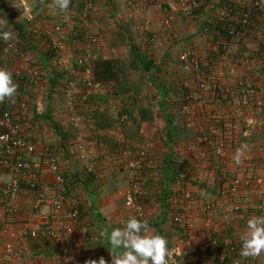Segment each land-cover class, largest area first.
Here are the masks:
<instances>
[{"label":"crops","instance_id":"0c3cea01","mask_svg":"<svg viewBox=\"0 0 264 264\" xmlns=\"http://www.w3.org/2000/svg\"><path fill=\"white\" fill-rule=\"evenodd\" d=\"M228 1L232 4L235 0ZM168 15H174L173 26L164 30L163 20ZM212 15L206 13L195 17L196 19L184 17L177 11L175 0H169L164 9L160 10L152 5L143 10L133 9L128 0H95L91 25L95 34L103 41L97 47L96 53L102 60L113 61L112 70L117 79L108 81L99 92L87 91L81 86L77 89L81 112L92 115V120L85 119L76 132L87 146L88 157L81 160L75 156V135L68 123L70 111L64 99L61 102L56 98L49 100L46 108L62 130L70 129L67 137L61 139L50 125L44 126V120L34 126L37 130L34 128L33 133L37 147L34 167L38 165L37 157L43 150L51 153L53 151V154L57 155L61 172L69 178L71 192L84 210L83 225L91 233L85 239L80 233L81 230L76 229L64 248L45 246L41 243H37L36 246L33 243H25L21 239L22 235L33 225L30 224L32 194L21 189L15 201L20 212L16 216H10L5 213L7 198L0 193V261L3 264H89L90 261H96L98 264L101 258L111 259L107 234L101 233L105 230L110 232L113 227H122L121 221L127 217L124 206L127 170L121 157L123 150L132 153L145 150L148 153L149 168L142 176L141 201L145 205L150 228L164 235L169 241V247L181 250V256L177 257L175 264H196L194 258L200 254H205L206 264L240 263V236L246 221L254 216L255 211L251 210L250 216L242 220L233 219L230 210L234 200L248 202L250 192L241 191L236 197L220 194L218 186L225 181L221 180L219 171L225 170L231 179L242 175L244 163L236 166L232 162V157L235 149L243 141L249 144L246 158L252 155L262 167L264 165V76L260 74V67L257 66L260 63V56L256 52L260 42L264 40L263 35L260 34L255 41L250 37L244 38L235 49L239 55L251 57L250 61L246 62L249 65L242 60L240 65V60L237 59L235 63L228 64L230 69L223 71L225 85L235 80L234 75H251L263 96L257 102L258 108L240 111L235 120V133L231 134L235 142L227 146L221 158L211 155L212 162H207L208 154L211 152L204 145L195 147L194 152L189 150L194 136L203 132L205 124H210L208 120L209 112L212 113V105H208L206 101L205 106L202 103L195 104L191 116L185 117L180 113V108L176 109V101L180 106L179 99L170 97V102H164L157 90L158 88L171 90V87L180 81L182 65L179 58L183 47H189L199 55L204 53L206 41L211 39L205 34V27L207 24L218 23ZM70 23L74 28L75 20H71ZM263 26V23L259 24L258 21V28L263 29ZM145 28L148 30L149 42L153 43L148 44L152 49L159 48L157 55L153 53L154 58L147 57L144 50L146 49L144 46L147 45ZM211 31L215 33L214 26ZM152 36L156 37L155 41L151 40ZM131 43L139 46L141 53L154 62L150 74L133 62L129 48ZM21 58H15L11 70L7 67L6 69L12 74L15 73V67L21 68L24 65ZM201 95L204 98L208 96L206 93ZM122 114L129 116V121L125 124L120 122ZM251 114L257 118L258 128L254 130L250 139L244 137L242 139L240 134ZM168 121L169 123L172 121L176 127L180 123L187 126L186 129L181 126L183 133H180V138H184L174 146L168 144L166 135ZM171 126L169 132L172 130L175 132V128ZM192 136L193 140L188 143ZM173 157L172 161L176 160L178 164L175 170L180 171L182 166L188 169V188L193 193L191 200L184 199L175 187L177 176L172 181L174 168H170V160ZM87 165H92L95 171L88 173ZM200 167H205L209 171L203 180L206 184L205 189L200 191L201 197H198L195 194H198L200 188L195 186L194 182L200 178L195 172ZM261 175L264 177V167L259 172L260 177ZM90 176H93L91 181L88 180ZM43 178L48 192L52 195L55 177L49 169H44ZM8 180V175L3 170L0 171L1 186ZM211 201L217 204L216 209L211 214H204L203 207ZM254 201L252 207L257 208L258 198ZM169 209L177 211L176 213L188 214L192 222L189 235L183 237L182 230L170 221ZM47 210V207L42 208L40 215H35L34 227L41 228L43 225L40 221L41 215L47 214ZM50 218L54 226H61V214L53 213ZM209 233L218 238L217 245L207 246L206 236ZM6 243L14 244L19 252L17 258L3 260ZM251 264H264V253L252 257Z\"/></svg>","mask_w":264,"mask_h":264},{"label":"built area","instance_id":"2783aa9c","mask_svg":"<svg viewBox=\"0 0 264 264\" xmlns=\"http://www.w3.org/2000/svg\"><path fill=\"white\" fill-rule=\"evenodd\" d=\"M30 0H13L14 6L23 14V18L27 25L37 37L46 38L48 45L52 52L50 64L52 67L65 68L69 70L72 79H67L61 83L62 92L66 107L70 111L69 124L79 131L85 119L92 120V115L81 112L79 97L77 89L79 86L87 91L99 92L102 89V84L96 81L94 74V63L99 58L96 53L97 47L102 44V38L98 35H93L89 31L91 19L94 16L95 0H83V6L80 12L82 27H84L85 41L78 44L77 48L72 50L66 41L60 37L63 34L67 20L63 17L69 15L67 13H60L58 16V24L54 25L52 29L46 28L41 21L31 15ZM39 3L48 1L50 5H54V0H38ZM129 5L133 9L143 10L148 5H152L159 9H164L169 0H128ZM176 9L184 17L195 18L202 14L212 13L213 17L218 20V23L223 22L222 29L227 33L230 42H225L214 45L211 50L213 57L209 59L208 55L202 56L194 53L191 50H186L180 55L181 71L183 79L177 85L174 92L179 93L180 113L185 117L192 114L193 106L201 104L199 101L200 94L206 93L208 105H212V113L208 121L210 124L205 127L203 132L194 136V141L189 147L190 152H194L195 147L204 145L211 152L213 157L221 158L223 152L226 150L228 141L225 137H220L213 130V123H219L220 117L226 120L231 114L228 109H224L222 105L233 107V110L238 114L240 111L252 110L259 107L258 100L263 96L255 84L251 75L243 74L236 76L231 84H224V73L229 68L228 64L234 62L235 49L239 47L240 41L244 38H258L263 35V29L257 27L256 21L262 22L264 25V0H235L232 4L227 0H175ZM220 4V5H219ZM219 5V6H218ZM233 5V6H231ZM230 8H233L232 10ZM215 12V13H214ZM256 13L255 22L253 23V14ZM174 15H168L164 21V30L170 29L173 25ZM46 24V22H44ZM214 25V27H217ZM262 31V33L260 32ZM216 33V31H215ZM221 37V35H217ZM154 36L151 40L155 41ZM63 39V40H62ZM264 43V40L261 41ZM0 48L3 57L15 59L23 58L21 47L14 41L5 42L0 40ZM250 56L244 55L241 59L243 63L250 61ZM257 66H264V60L260 59ZM249 65V64H247ZM41 71L39 68H34L29 75H25L30 83L38 85L41 80ZM195 86V88H194ZM232 104V105H231ZM24 104L22 108H24ZM220 108H223L220 109ZM215 111V112H214ZM189 119V118H188ZM253 120V124L249 126L245 122V127L242 130V136L245 139H250L255 129L258 128V120L254 114H251L247 120ZM129 121L127 114H122L120 122L125 124ZM229 122V120H227ZM244 132L248 135L245 137ZM264 133V129H263ZM231 133L227 134L229 137ZM219 149V153L218 150ZM77 150L80 159H87L89 151L86 144L80 141L77 137ZM37 153L36 144L29 141L23 134L20 127L16 125L12 111L5 110L0 112V171H4L9 180L3 186H0V193L7 202L5 213L10 216H16L20 210L16 206L15 201L21 190L22 181L31 189L33 200L31 205L30 224L32 227L22 235V241L25 243L32 240L48 241L50 245L57 248H64L67 239L75 233L76 229H80L83 238L87 239L89 230L83 225L81 220V211L72 193L69 191L68 182L61 172L59 159L56 155L48 150H43L37 157L39 160L35 170L32 169L27 176H24L21 169V163L17 158L31 157ZM251 154V152H250ZM251 156V157H250ZM244 160V172L241 176L231 179L225 170H221L222 195L236 197L241 191H249V197L253 195V190L258 192L259 204L257 208L250 207L247 201L234 200L230 213L234 220H242L246 218L250 209H256L254 216L264 215V177L259 176L262 164H259L257 158L252 155ZM121 157L124 160V167L127 170V187L124 194V206L127 210L126 219L121 221V226L129 216H137L141 219H148L146 215V208L141 201L142 192V172L147 164L148 153L143 150L137 153L123 150ZM44 169H49L55 177L53 194L51 195L45 185L43 178ZM86 171L93 173L95 171L92 165H87ZM188 169L182 166L176 181L175 187L181 192V196L186 200L193 199V193L188 188ZM259 177V178H258ZM229 182V183H228ZM255 193V192H254ZM246 202V204L244 203ZM47 207L48 214L41 215L40 227H34L36 221L35 215H40L42 208ZM215 202L206 203L202 209L204 214H211L216 209ZM53 213L61 214V226H54L50 216ZM250 216V215H249ZM173 222L177 227L183 230H191V218L186 213H177L173 217ZM207 246L211 247L219 243L218 238L212 233L207 236ZM232 245V244H231ZM233 246V245H232ZM176 250V256H181V250L172 247ZM3 260L7 261L19 256V252L12 243H6L4 246ZM239 259L241 256L239 254ZM243 259V260H242ZM245 264L252 263V257H242ZM106 264H111V259L104 258ZM196 264H206L205 254H200L194 258ZM0 264H3L0 261ZM74 264V263H67Z\"/></svg>","mask_w":264,"mask_h":264},{"label":"trees","instance_id":"16d2710c","mask_svg":"<svg viewBox=\"0 0 264 264\" xmlns=\"http://www.w3.org/2000/svg\"><path fill=\"white\" fill-rule=\"evenodd\" d=\"M0 1H2V5L3 6H6L8 8V5L7 4L5 5L7 0H0ZM82 6H83V0H71L70 6H69L70 10L73 11V9H74V10L77 11L76 17L74 19L75 20L74 31L72 32L71 39H70L71 40V44L73 46V49H76L78 44H81V43H83L85 41V38H84L85 29L81 25L82 24V20H81V16H80V12H81ZM231 6H233V5H231ZM230 9L232 10L233 8H230ZM255 16H256V13L253 14V17H254L253 20H252L253 23L255 22ZM19 17H20L19 14L18 15H14L13 18L10 17L11 19H9L8 25H9V27L12 26L14 28L15 33H16V39L21 44L22 50L25 51V52H31L32 54H35L36 57L38 58V61L40 62V64H42V66L44 68L47 67L48 65L50 66L52 52H51L50 47L48 45V41L46 40V38H43L42 36L37 38V36L34 35L33 32L29 31L28 26L23 21H18L16 23L14 20H17V18H19ZM261 23L262 22H259V24H261ZM217 24H218L217 27H215L216 33H214V31L212 32L211 29H212V27L214 25L216 26V24L211 23V24H207L206 25V23H205V25H206V27L204 26L205 27V34H207L208 38L210 37L211 40L214 43H216V44L218 43V44L221 45V42L222 43L230 42V38L228 37L227 33L222 29V26L224 25V23L221 22V23H217ZM256 24H257V27H258V21H256ZM218 34L221 35L222 38L217 37ZM211 35L215 36V37H212ZM36 38L39 39L40 41L42 40V42L37 41ZM39 44L41 45V47H44L43 44L46 45V48H45L44 51L40 50L41 47L39 46ZM38 47H39V49H38ZM129 48H130V55L132 57L133 62H135L136 64L140 65L147 74H150L151 69L154 68V62L151 59L145 57L141 53V50H140L139 46H137L135 43H131ZM182 50L185 51L186 49H184V47H183ZM183 52H181V54ZM256 52H258L257 54L261 57L260 59L264 60V43L260 42L259 49H257ZM243 57H244V55H239L238 52H236L234 54V60H233L234 62L233 63H235L237 61V59H239L240 60L239 63L241 65L242 64L241 59ZM210 58H212V55L209 56V59ZM14 60L15 59L3 57L2 51H1V48H0V68H3L5 70H7L6 69V67H7L8 69L11 70L12 68H10V67H13V64L15 63ZM112 66H114L113 65V61H106V60H102L101 58H98L97 61H95V63H94L95 78H96L97 82L102 84V86L107 84L108 81H111L112 79H117L116 74L112 70V69H114ZM260 72H261L260 74L262 76H264V66L260 67ZM62 76H63V74L56 73L54 75L52 74V77H50L49 86L51 88H53L52 90L54 92H56V90L58 91L59 79ZM12 78H13V81L18 85L17 93H16V95H15V97L13 99L6 100V101L0 103V112L1 111H5V110H9V111L15 110V111H17L19 117L21 118L20 120H25V117L27 116V111H28L27 105L29 104V99L30 98L32 99V95L29 92L30 89H32V85L30 84V82L28 81L26 76L18 77L15 73H13L12 74ZM69 79H71V78H69ZM157 90L161 94V98L163 99L164 102H170V97L179 99V93L177 91L173 92V90L169 89L170 90L169 91V90H166L164 88H158ZM206 98L207 97L204 98L201 95L199 101L204 105V104L208 103V99H206ZM50 100H52V99H50ZM163 101H162V103H163ZM205 101H206V103H205ZM176 103L178 105L177 101H176ZM23 104L25 105L24 108H22ZM222 106H223L224 109H228V111L231 114H234V116L231 115L230 118L227 119V120H229V122L225 118H221L220 117L219 123H213L212 128H213V130L216 132V134L218 136H220V137H225L226 136V139L228 141V145L227 146H230V145H232L235 142V138H233V136L231 137V134L233 133V135H234V133H235V120L237 119V117L239 116L240 113L238 114L236 111L233 110V107L228 106L227 104L226 105H222ZM223 108H220V109L223 110ZM176 109H177V107H176ZM178 109H179V105H178ZM32 120H33V123H36V124L37 123L40 124L41 121L44 120L45 123L50 125V127L61 137V139L66 138L67 134L70 132V129L67 130V131L62 130L58 126V124L54 121V119L51 116L50 111H48V110L41 116L38 115L37 113L34 114ZM16 125L18 126L17 121H16ZM177 125H178L177 127H179V128H177L176 125L172 123V121L170 123L168 121V130L166 132V135H167V138H168L169 146H171L172 144H173L172 146H174V144L176 145L179 141H181L184 138V137L180 138V133H183L181 126L184 127V129H186L187 126L182 124V123H180V125L179 124H177ZM170 126L174 127L176 131L174 132L172 130V131L169 132V127ZM263 129H264V125H263ZM229 132L231 134L229 135V137H227V134ZM240 136L243 139L242 134H240ZM192 138H193V136L191 137V139L189 140L188 143H190V141L193 140ZM170 149H171V147H170ZM51 150H52V148H51ZM52 153H53V151H52ZM17 159L21 163L20 166H21L22 173L24 174V176H27L32 169L35 170L34 162L33 161L29 162L30 161V157H28V156L27 157L20 156V158H17ZM172 159H174V157L171 158V160H170V164H171L170 168H172V169L174 168V170L172 171L173 175H174L172 181H174V179L178 175L179 170H175V167H177L178 164H177L176 160L172 161ZM207 162H212L211 154L210 155L208 154ZM38 163H39V161H38ZM148 168H149V160H147V164H146V166H145V168H144V170L142 172V175L145 172V170L148 169ZM208 171L209 170L207 168H205V167L197 168L196 171H195L200 177L199 179H197L198 180L197 182H194L195 186L200 188L198 194H195V195H198V197H201L200 196V191L205 189L206 184L203 183V180L205 179V175H206V173ZM92 177L93 176H90L88 180L91 181ZM66 179H67V182H68L69 191H70V193H72L71 192V188H70L69 178L67 177ZM218 187H219V191H220V194H221L222 193V184L220 183V185ZM21 189L22 190L25 189V190L29 191L30 194H32V197H33L34 193L31 192V189L23 181L21 183ZM78 206H79L80 211H81V220H82L84 218V215H85L84 214V210L79 204H78ZM169 210H170V213H169L170 221L174 224L173 217L175 216V214H177L176 213L177 211H172L171 209H169ZM253 210L255 211V213L257 212L256 209H253ZM180 230H182L181 233H182L183 237L189 235L190 230H183V229H180ZM90 233L91 232L89 231V235H90ZM28 243H33L34 246H36L37 243L44 244L45 246H50V243L48 241H41V240H35V239L34 240L30 239ZM241 259H242V257H241ZM241 259H240V263L239 264H245V262L242 261L243 259L242 260ZM223 264H226V263H223Z\"/></svg>","mask_w":264,"mask_h":264},{"label":"clouds","instance_id":"9594fccd","mask_svg":"<svg viewBox=\"0 0 264 264\" xmlns=\"http://www.w3.org/2000/svg\"><path fill=\"white\" fill-rule=\"evenodd\" d=\"M70 3L71 0H54L55 8L60 13H67ZM63 18L65 20L70 19L67 15ZM14 39H16L14 29H6V22L0 20V40L9 42ZM17 88L18 85L13 81L12 73L0 68V103L13 99L17 93ZM62 98L64 99L63 94ZM41 110L42 106L38 104L36 111L39 113ZM246 123L251 126L254 122L249 119ZM71 129L75 135V156L79 157L77 137H80V135H76L78 131L72 127ZM243 135L246 137L248 133L244 132ZM80 141H82L81 138ZM217 151L219 153V149ZM248 151L249 144L245 142L240 143L234 151L232 162L236 166L241 165ZM30 159L32 161L34 160L32 157ZM105 233L107 234L106 238L110 245L111 264H174V259L177 254L176 250L169 247V241L164 235L150 228L146 219L129 216L124 221L122 227H113L110 232L105 230L101 235H105ZM262 253H264V215L252 216L246 221L244 231L240 236V256L245 258L258 257ZM89 264H97V262L90 261ZM98 264H106V261L101 258Z\"/></svg>","mask_w":264,"mask_h":264},{"label":"rangeland","instance_id":"374dc122","mask_svg":"<svg viewBox=\"0 0 264 264\" xmlns=\"http://www.w3.org/2000/svg\"><path fill=\"white\" fill-rule=\"evenodd\" d=\"M6 4L8 5V8L6 6H3L2 5V1H0V20H4L6 22V29L7 28L14 29L12 26L9 27V25H8L9 19L13 18L14 15H18V14L20 15V17L17 18V20H14L16 23L18 21H23L24 23H26L24 18H23L24 17L23 14L17 9V7L14 6L13 0H7L5 5ZM29 5H30V10H31V15L33 17H35L36 19L40 20L42 25L46 26V28L52 29L54 27V25L58 24V16H59L60 12L55 8V5H50L48 1H44L43 3L40 4L38 0H30L29 1ZM156 9L160 10L157 7H156ZM206 13L207 12H205V14ZM76 14H77L76 10H74V9H73V11L70 10V13L68 15V17H70V19L67 20L68 22H67V24H65L63 34L60 35V37L63 38L66 41V43L68 44V46L72 50H74V49H73V46L71 44V40L70 39H71L72 32L74 31V28L71 26L70 22H71V20L74 21V19H72V17L76 16ZM165 19L163 20V22L165 21ZM194 19H196V18H194ZM44 22H46V24ZM26 25H27V23H26ZM142 26L144 27L145 25H142ZM28 29H29L30 32H32V30L30 29V26H28ZM89 31L93 35H98V34H95V31L93 30L91 24L89 26ZM144 35L147 36V38H146L147 39V43H146L147 45L144 46L146 48V49H144L146 51V56L149 57V58H154L153 55L154 54L157 55V52L159 51L158 50L159 48L156 47V49H152L151 45L148 44L150 42L148 40V30H147V28L144 29ZM37 38H39V37H37ZM13 41L16 42L18 46L22 47L17 39H14ZM37 41H40V40L37 39ZM40 42H42V40ZM150 44H153V43L151 42ZM214 45H216V43H214L211 39L207 40L206 41V45H205V49H204V53H202L201 55L202 56L208 55V57L210 55H212V57H213V52H212L211 49L214 48L213 47ZM39 46L41 47L40 44H39ZM43 46L44 47H41V49H40L41 51H44L45 48H46V45L43 44ZM38 49H39V47H38ZM184 49L190 50L189 47H184ZM21 50H22V48H21ZM22 52H23L24 56L21 59L23 60V64L24 65L21 68H16L15 67V69H14L15 70V74L18 77H23L25 75H29L34 68H39V70L41 71L42 75H41V80L39 81L38 85H34V84L30 83L32 85V89H30L29 92L32 95V99L31 98L29 99V104L27 105L28 111H27V116L25 117V120H20L21 118L19 117L17 111H15V110H11V111L13 112L14 120L17 121L18 127H20V129L22 130V132L25 135V137L28 138L30 141L35 142L33 133L35 131L34 130V128H35L34 126L36 125V123H33L32 119H33V115L34 114H36V113L38 114V112L36 111L37 110V105H38L37 103L39 102L40 103L39 105L42 106V110L38 114V115L41 116L47 111L46 107H47V104L49 103L50 99L56 98V99H59L60 102L63 100L61 87L57 86L58 87V91L56 90V92H54L52 90L53 88H51L49 86L50 77H52V74L54 75L56 73L63 74V76L60 77V79H59V85H61L62 82H64L68 78L72 79L73 76H71V74H70L71 72L69 70L67 71V69L62 68V67L61 68H56V67H52L51 64H50V66L48 65L47 67L44 68L42 66V64H40V62L38 61V58L36 57L35 54H32L31 52H25L23 50H22ZM149 53H151L152 55H148ZM156 55H155V57H156ZM181 76L182 75H180V81L177 79L178 80V84L183 79V77L181 78ZM177 85H174L173 87H171V90L175 91V88L177 87ZM177 108H178V105H177ZM46 124L47 123H45V125H44L45 127H46ZM47 128H48V125H47ZM31 157H32V159H34V156H31ZM30 161H32V160L30 159ZM261 177H263V175H261ZM1 185L2 184H0V186ZM253 192H255V194L252 196V198L249 197V201L247 202L250 205V207H252L253 204H255L254 199L258 198L257 197V195H258L257 190H253ZM251 210H253V209L251 208L250 211ZM46 213L48 214L49 210H47Z\"/></svg>","mask_w":264,"mask_h":264}]
</instances>
